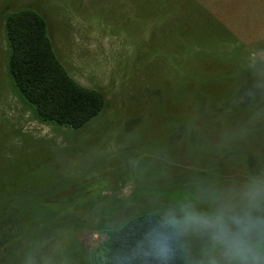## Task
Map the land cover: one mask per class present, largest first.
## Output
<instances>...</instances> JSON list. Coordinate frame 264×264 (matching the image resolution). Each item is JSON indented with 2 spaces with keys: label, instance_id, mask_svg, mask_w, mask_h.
Here are the masks:
<instances>
[{
  "label": "rangeland",
  "instance_id": "obj_1",
  "mask_svg": "<svg viewBox=\"0 0 264 264\" xmlns=\"http://www.w3.org/2000/svg\"><path fill=\"white\" fill-rule=\"evenodd\" d=\"M21 7L45 17L68 75L106 97L79 130L37 120L11 84L4 23ZM253 177L264 0H0V264H103L105 230L131 212L207 209Z\"/></svg>",
  "mask_w": 264,
  "mask_h": 264
},
{
  "label": "trees",
  "instance_id": "obj_2",
  "mask_svg": "<svg viewBox=\"0 0 264 264\" xmlns=\"http://www.w3.org/2000/svg\"><path fill=\"white\" fill-rule=\"evenodd\" d=\"M4 35L8 48L6 70L11 84L37 120L79 130L105 108L104 93L74 81L58 61L47 33V21L40 11L21 7L7 13ZM161 214L152 210L131 212L121 223L106 229L103 264H156L135 256L133 249L149 222ZM69 217V213L65 214L52 223H61ZM109 218L101 219L99 225L105 220L116 223L119 215ZM170 264H187L182 246H178Z\"/></svg>",
  "mask_w": 264,
  "mask_h": 264
},
{
  "label": "clouds",
  "instance_id": "obj_3",
  "mask_svg": "<svg viewBox=\"0 0 264 264\" xmlns=\"http://www.w3.org/2000/svg\"><path fill=\"white\" fill-rule=\"evenodd\" d=\"M199 255L188 264H264V178L253 177L211 197L202 209L193 202L168 207L137 241L133 254L170 264L178 246Z\"/></svg>",
  "mask_w": 264,
  "mask_h": 264
}]
</instances>
